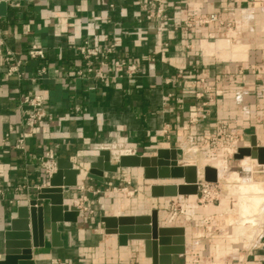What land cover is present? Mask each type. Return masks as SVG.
Segmentation results:
<instances>
[{
  "label": "crops",
  "instance_id": "0c3cea01",
  "mask_svg": "<svg viewBox=\"0 0 264 264\" xmlns=\"http://www.w3.org/2000/svg\"><path fill=\"white\" fill-rule=\"evenodd\" d=\"M153 2L154 6L149 0H8L7 14L0 16V33L5 49L22 52L23 79L9 76L8 64L0 57V183L5 188L0 197V258L5 252L4 232L16 216L17 206L27 203L49 182L42 166L48 154L56 160L66 158L81 170L78 184L64 188L65 203L78 206L80 213L76 222L58 223L59 246L52 243L47 217L44 246L33 247L32 257L20 259L19 264H153L145 254L144 240L120 243L116 233L106 232L101 217L150 213L159 207L152 205L148 211L135 213H99L95 209L100 206L88 196L97 188L125 184L129 173L141 175H137L138 183L147 182L152 201L165 202L166 210L183 195L153 197L150 186L156 181L144 178L141 167L105 172L103 181L87 176L100 150L123 146L126 151L121 153L155 154L159 148H176L181 158L187 146L201 138L196 135L214 131L223 120L238 130L239 147L251 146L253 135L258 145H264V66L254 64L264 54L255 57L252 41L237 39L256 30L264 45V0ZM158 7L164 15L157 14ZM152 11L155 15L149 18ZM210 14H216L217 20L191 27L185 24L188 18ZM86 39L113 45L115 55L135 62L137 70L132 76L106 83L77 77L75 71L82 64L77 46ZM218 40H228L233 47L240 43L247 51L241 57L232 50L231 61L220 62L202 47L203 42ZM31 44L44 46L46 56L28 58L26 50ZM42 66L46 73L33 81ZM28 93L43 94L51 119L25 125L20 101ZM195 109L208 114L190 123L189 115ZM22 138L24 147L19 148ZM234 159L255 160L264 169L253 156ZM245 183L264 189L262 180ZM82 204L94 210L88 211ZM211 210L219 216L224 203ZM165 219L170 215L159 209L160 224L185 227L186 251L174 254L171 264H264V233L255 245L245 247L236 240L247 226L234 224L213 237L216 245L212 241L211 245L208 241L198 245L189 242L185 222ZM224 235L229 237L227 242Z\"/></svg>",
  "mask_w": 264,
  "mask_h": 264
},
{
  "label": "water",
  "instance_id": "95a60500",
  "mask_svg": "<svg viewBox=\"0 0 264 264\" xmlns=\"http://www.w3.org/2000/svg\"><path fill=\"white\" fill-rule=\"evenodd\" d=\"M8 0L0 1V16L6 15ZM256 157L264 164V145H258L255 135L251 146H240L234 158ZM176 148H159L155 154L121 153L114 162L111 150L103 148L90 163L87 176L99 181L104 180L105 172H117L122 167H141L143 176L154 180L150 186L153 197H176L198 194V168L195 165L177 164ZM81 170L66 158L57 159V169L49 177L37 195L27 203L17 206L16 216L10 220V227L4 232L5 252L0 264H19L20 259L32 257L33 247L45 244L47 217L49 218L52 243L62 244L58 223L76 222L80 208L64 201V188L78 184ZM203 179L218 181V171L211 164L203 167ZM163 180L164 182H158ZM177 180V181H170ZM106 232L116 233L119 241L126 244L129 239L144 240L145 254L152 258L153 264H171L174 254L186 251L185 227L182 225H164L159 222V209L150 213L104 215L101 217Z\"/></svg>",
  "mask_w": 264,
  "mask_h": 264
},
{
  "label": "rangeland",
  "instance_id": "374dc122",
  "mask_svg": "<svg viewBox=\"0 0 264 264\" xmlns=\"http://www.w3.org/2000/svg\"><path fill=\"white\" fill-rule=\"evenodd\" d=\"M251 35H239V40H251L252 51L255 57L264 54V45L259 43V32L252 31ZM247 37V38H246ZM223 38V37H222ZM239 44V45H238ZM235 45L237 51H241L237 56L243 57L241 54L247 47L238 43ZM235 48L233 46L229 47ZM260 49V50H259ZM205 50V49H204ZM208 55L215 56L220 62L231 61L232 50L230 54H221L216 51L206 50ZM263 56V55H262ZM254 64L259 67L264 66L263 60H256ZM218 127H222L225 133H235L240 136L238 130L229 126L226 120H223ZM238 128V127H237ZM234 129V130H233ZM213 131L210 132V134ZM201 138L193 144H189L186 151L182 153V159L194 161L201 171V181L203 179V167L206 164H211L217 169L220 183L217 186L209 185L207 192H200L195 199L187 195L179 196L171 203L169 209H165V202L152 201V197L148 193L149 184L147 182L138 183L139 174L129 173L128 181H122L125 184L107 185L97 190L92 191L91 199L97 207V212H124L135 213L140 211H148L152 205H157L163 214H169L172 223H184L190 229L189 242L200 245L208 241L211 245L217 244V240L213 241V237L221 232H227L230 226L234 224L246 225V229L240 233L239 242L245 247L255 245L260 235L264 233V189L256 183H245L250 180H262L264 182V169L262 166L252 161L246 163L238 159H234L233 153L229 151L233 149L227 141L222 143H213L211 139H207L204 134H200ZM224 135V134H223ZM112 159L115 162L121 152L126 151V148L112 147ZM257 186L260 190H258ZM94 192V193H93ZM104 198V201L103 199ZM261 199L260 204H253L254 199ZM107 200V201H106ZM96 201V202H95ZM224 203V210L221 214H212V206ZM82 206H84L82 204ZM226 207V208H225ZM88 211H93L89 206H84ZM167 212H166V211ZM237 215L236 219H228V216ZM225 217V218H224ZM169 221L168 219H165ZM237 226V225H236ZM224 242L229 240V237L224 235ZM231 242V241H230ZM207 244V243H206ZM209 245V246H210ZM211 251V250H210Z\"/></svg>",
  "mask_w": 264,
  "mask_h": 264
},
{
  "label": "built area",
  "instance_id": "2783aa9c",
  "mask_svg": "<svg viewBox=\"0 0 264 264\" xmlns=\"http://www.w3.org/2000/svg\"><path fill=\"white\" fill-rule=\"evenodd\" d=\"M1 1V0H0ZM154 0H149V3L154 6ZM162 7L157 8L158 15H164ZM155 15L152 11L148 14V17L151 18ZM217 20L216 14H210L201 18H188L185 21L187 27H191L195 24H201L204 22H211ZM4 39L0 33V57H3L8 64L7 74L9 76H16L19 79H23V74L20 71V65L22 59L19 57V54H22L21 51H15L10 49H5ZM77 51L81 56L82 64L79 66L75 75L80 78H87L96 80L100 83H106L116 78H121L124 76H132L137 70V65L135 62L128 61L125 57L116 56L114 52L113 45H98L94 44L90 40L86 39L81 44L77 46ZM26 55L28 58H44L46 56V51L44 46L39 44H31L27 50ZM182 70H180L181 72ZM46 73V67L42 66L38 69L37 75L31 78L35 81L37 78H40ZM204 80V78H202ZM21 107L26 114L25 116V125L28 127L35 126L40 123L43 119L52 118V114L45 107V97L40 93H28L21 96ZM207 112L199 113L198 110H192L189 115V122L196 123L200 117H206ZM167 127L166 130H168ZM203 136L211 139L213 143H222L227 141L229 146L233 147L230 152L233 155L239 147V138L235 133H225L222 127H217L211 134L210 132L203 133ZM224 134V135H223ZM201 136V135H196ZM222 140V142H220ZM17 147L23 148L24 142L23 138L19 140ZM42 166L44 171L49 178L57 169V160L50 156L49 154L45 159L42 160ZM218 182V181H217ZM217 182H208L202 179L199 181V191L207 192L209 185L217 186ZM5 194V188L0 183V197Z\"/></svg>",
  "mask_w": 264,
  "mask_h": 264
},
{
  "label": "bare ground",
  "instance_id": "6f19581e",
  "mask_svg": "<svg viewBox=\"0 0 264 264\" xmlns=\"http://www.w3.org/2000/svg\"><path fill=\"white\" fill-rule=\"evenodd\" d=\"M202 47H203V49H205V51L206 50L216 51V52H219V53L224 54V55L225 54L226 55L230 54L231 50H235L237 54H239L241 52V51H237L236 50V48H237L236 46H234L235 48H230V50H229L230 42L228 40H218L215 43L203 42L202 43ZM123 154H129V153H123ZM253 158L256 159V157H253ZM174 162L177 163V164L195 165V166H197V168H198V181H200L202 174H201V171L199 169V166L194 161H191V160L189 161V159H182V158L178 157V159L176 161H174ZM215 168H217V167H215ZM217 171H218V169H217ZM187 196H189L192 199H195L197 197V194H189ZM260 202H261V199H259V198L253 200V204L255 206L257 204H260Z\"/></svg>",
  "mask_w": 264,
  "mask_h": 264
}]
</instances>
